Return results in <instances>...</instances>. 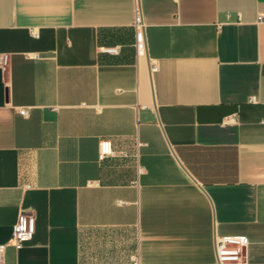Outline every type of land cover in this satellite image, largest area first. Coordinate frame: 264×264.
<instances>
[{"label": "crops", "instance_id": "0c3cea01", "mask_svg": "<svg viewBox=\"0 0 264 264\" xmlns=\"http://www.w3.org/2000/svg\"><path fill=\"white\" fill-rule=\"evenodd\" d=\"M2 54L1 264H264V0H0Z\"/></svg>", "mask_w": 264, "mask_h": 264}, {"label": "built area", "instance_id": "2783aa9c", "mask_svg": "<svg viewBox=\"0 0 264 264\" xmlns=\"http://www.w3.org/2000/svg\"><path fill=\"white\" fill-rule=\"evenodd\" d=\"M261 17L259 18V20ZM134 28H135V40L134 48L137 56L146 55L147 45L144 34L145 24L142 19V15L139 9V6L136 2L135 5V17H134ZM103 51L116 54L118 48L114 47H105L102 48ZM8 64V54H2L0 56V67L5 69ZM156 66L152 67V70L155 71ZM251 100H255L253 96ZM19 114L26 116V108L19 110ZM101 153H105V146L102 144L100 146ZM35 229V219L33 214L23 212L18 215V218L13 225L12 233L9 239L0 243V264L4 257V252L7 246H12L16 249L22 246L24 240L30 239L34 233ZM248 244V238L241 235H225L216 238L215 241V251H216V264H249L244 257V248ZM131 264H138L134 259Z\"/></svg>", "mask_w": 264, "mask_h": 264}]
</instances>
